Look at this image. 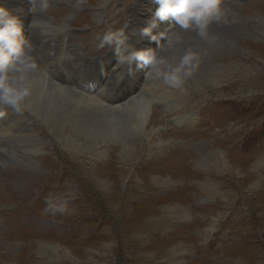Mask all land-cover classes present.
Masks as SVG:
<instances>
[{"label": "rangeland", "instance_id": "obj_1", "mask_svg": "<svg viewBox=\"0 0 264 264\" xmlns=\"http://www.w3.org/2000/svg\"><path fill=\"white\" fill-rule=\"evenodd\" d=\"M102 1L54 0L47 10L53 24L69 17V38L85 47L90 59L112 52L97 47L106 32L133 35L127 28L134 7L143 29L157 5L154 0H109L103 7ZM226 3L225 12L233 0ZM233 4L245 17L264 19V0ZM29 5L30 0L26 10ZM67 5L75 9L73 15ZM236 21L227 32L236 49L241 46L246 53L232 54L238 59L230 78L213 88L208 68L199 76L208 84L202 85L206 100L201 92L186 100L169 94L179 107L169 112L163 101L154 102L156 130L171 134L151 136L149 146L135 153L137 160L124 162L118 154L109 166L110 158L106 163L84 156L76 160L36 122L49 146L37 164L40 169L0 160V190L7 198L0 202V264H264V58L254 52H264V27ZM143 44L144 50L157 47L149 38ZM230 51L226 47L225 55ZM145 70L137 66L136 78ZM191 112V122L175 123ZM221 151L229 166L211 158ZM101 182L108 183L106 188ZM49 194L68 201L63 214L43 211Z\"/></svg>", "mask_w": 264, "mask_h": 264}, {"label": "bare ground", "instance_id": "obj_2", "mask_svg": "<svg viewBox=\"0 0 264 264\" xmlns=\"http://www.w3.org/2000/svg\"><path fill=\"white\" fill-rule=\"evenodd\" d=\"M63 1L68 2L69 0ZM108 1L103 0L101 6H106ZM233 3L231 4L232 7L229 5L227 7L226 19L228 22L226 24L214 22L210 26L208 39L201 38L193 31L177 30L180 42L174 51L166 54L179 56L191 47L201 53V63L198 71L194 74L195 76L187 81L183 90L179 89L178 92H175L173 88L162 84L161 81L145 80L143 74H146L148 70L142 73V77L136 78V63L132 65L131 75L125 74L126 66L119 73L120 66L114 69L118 62V55L113 50L109 54H106V50V52L103 51L102 55L106 54L107 56L99 55V57L96 58L95 56L91 59L87 57L85 47L73 44V40L69 38L71 34L70 24H68L69 17L62 23L58 22V24H56L57 20L55 19V24H53V20L47 16L49 11L41 13L37 6L36 12L33 13L30 11L32 5H29L26 10L28 0H3V2L0 0V7L7 9L11 16L14 15L20 21L23 36L32 45L33 54L38 63V70L33 77V94L27 101L30 108L21 114L7 108L5 109L6 115L0 118V148L7 145V150H0L1 164H14L15 167L19 163L18 166L25 169L31 170L32 167L38 169V165L41 164L39 160L46 157L43 154L49 146L46 144L42 133H39V125L37 126L36 122L40 124L43 131L46 130L53 142L56 141L67 154L72 155L76 160L84 156L106 163L107 159L110 158L107 166L113 163V154H118L117 157H120L124 162L137 160L136 152L139 148L144 150L146 146H149L151 136L164 138V136L167 137L168 134H171L168 129L166 131L156 130V125L159 123L154 119L152 104L161 100L167 107L165 110L168 112L176 111L179 107L175 108V102L171 100L169 94L177 93L182 96V100H186V96L192 92V94L204 93L202 98L207 96L205 95L207 90L202 89V85L208 84L199 78L203 70L206 71L210 68L213 71L214 79L209 85L218 88L221 82L226 81L225 79L232 75L233 64L238 59H233L232 54H237L238 50L246 53V50H243L241 46L238 50L236 49L238 47L237 42L229 37L228 27L236 19L235 24L246 23L251 25L254 22L253 27H264L263 17H245L241 11L238 12ZM227 4L222 6L226 8ZM65 7H67L65 9L68 10L69 14L73 15L75 9L72 5ZM152 8L157 10L158 5ZM80 10L84 9L81 8ZM97 19L99 23H102L104 12L99 13ZM128 21L127 30L133 32V35L126 33L129 37V45L138 50H144L143 42L148 37L140 35V17L137 16L135 7L130 12V20ZM32 22L33 27H31ZM168 22H163L159 26L160 30L165 32L170 30ZM160 30H155V35H159L162 32ZM251 34L255 33L251 31ZM160 42L166 41L162 38ZM259 42L257 39L253 41L254 44ZM226 47L232 51L225 55ZM262 51L258 49L254 52L264 58ZM210 61H217V63H209ZM143 68L145 69V67ZM140 84L143 85L137 87ZM227 97L223 96L222 98ZM204 100L206 99L204 98ZM156 103L158 104V102ZM194 117L195 114L191 112L189 115L175 118V123L178 121L189 123ZM160 121L162 122L161 119ZM160 144L163 145V142ZM18 150L21 151L18 152ZM215 153L211 154L212 157H210L215 156L221 159L223 161L221 167L229 166L224 157L221 156L222 151ZM111 155L113 156L112 159ZM223 155L225 154L223 153ZM211 158L206 160L210 161ZM231 169L235 170L233 167ZM124 172L126 171L124 170ZM88 173L93 176L92 173L94 172L87 169V175H89ZM107 184L101 182V188H106ZM258 185L260 186V184ZM74 188L76 187L74 186ZM112 188L114 187L112 186ZM0 197H2V200L0 199L2 203L7 200L6 197L2 196L1 190Z\"/></svg>", "mask_w": 264, "mask_h": 264}, {"label": "clouds", "instance_id": "obj_3", "mask_svg": "<svg viewBox=\"0 0 264 264\" xmlns=\"http://www.w3.org/2000/svg\"><path fill=\"white\" fill-rule=\"evenodd\" d=\"M82 2V0H81ZM157 10L140 30V35L157 43L155 49L138 50L129 45L125 31H110L98 37V49L113 50L118 55L117 66H126L125 74H132V65L147 67L145 80L162 81L173 89L183 90L187 81L198 71L201 53L189 47L182 55H167L174 51L180 42L178 31H193L208 39L210 26L215 22L227 23L223 0H154ZM30 11L46 12L49 0H30ZM79 6V4L77 5ZM170 22V30L153 34L159 24ZM33 27V22L31 24ZM166 42H160L161 39ZM38 70L37 59L32 45L23 36L20 21L10 15L7 9L0 7V118L6 115L5 109L11 108L21 114L30 108L27 103L33 94V77ZM44 212L55 215L66 211L68 201L59 194H49L44 199Z\"/></svg>", "mask_w": 264, "mask_h": 264}]
</instances>
